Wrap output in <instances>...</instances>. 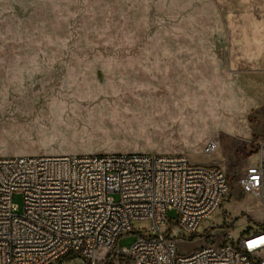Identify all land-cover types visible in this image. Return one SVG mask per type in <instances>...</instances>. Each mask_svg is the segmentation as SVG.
Masks as SVG:
<instances>
[{
    "label": "rangeland",
    "instance_id": "374dc122",
    "mask_svg": "<svg viewBox=\"0 0 264 264\" xmlns=\"http://www.w3.org/2000/svg\"><path fill=\"white\" fill-rule=\"evenodd\" d=\"M263 139L264 0H0V159L180 154L219 168L220 208L194 235L162 229L180 255L264 227L239 188Z\"/></svg>",
    "mask_w": 264,
    "mask_h": 264
},
{
    "label": "built area",
    "instance_id": "2783aa9c",
    "mask_svg": "<svg viewBox=\"0 0 264 264\" xmlns=\"http://www.w3.org/2000/svg\"><path fill=\"white\" fill-rule=\"evenodd\" d=\"M216 148L210 142L204 153ZM256 149L239 188L264 209V139ZM228 192L219 168L191 165L180 154L0 159V264H264V227L236 238L225 233L187 255L162 232L167 226L194 235ZM16 193L20 214L11 201ZM137 222L146 229L134 231ZM129 234L135 242L117 250Z\"/></svg>",
    "mask_w": 264,
    "mask_h": 264
}]
</instances>
